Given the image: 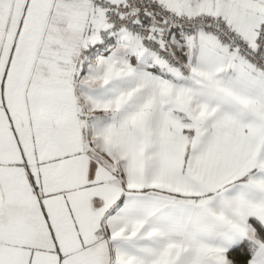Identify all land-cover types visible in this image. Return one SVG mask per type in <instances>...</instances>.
Here are the masks:
<instances>
[{
    "label": "snow or ice",
    "instance_id": "1",
    "mask_svg": "<svg viewBox=\"0 0 264 264\" xmlns=\"http://www.w3.org/2000/svg\"><path fill=\"white\" fill-rule=\"evenodd\" d=\"M0 264H264V0H0Z\"/></svg>",
    "mask_w": 264,
    "mask_h": 264
}]
</instances>
